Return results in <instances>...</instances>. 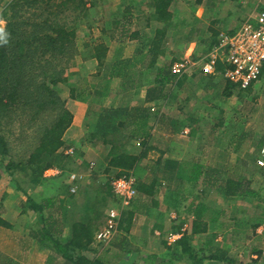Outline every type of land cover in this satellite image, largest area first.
<instances>
[{"label":"trees","instance_id":"obj_1","mask_svg":"<svg viewBox=\"0 0 264 264\" xmlns=\"http://www.w3.org/2000/svg\"><path fill=\"white\" fill-rule=\"evenodd\" d=\"M175 1L149 0L153 12L145 18L148 23L152 20L156 22L155 32L153 35L148 33L142 35L145 37L142 38L144 44L137 50V57L134 59L122 60L116 57L111 62L108 61L109 45L102 40L93 44L91 49H87L85 59H95L98 66L96 83L92 86L94 98L107 95L112 83L118 80L122 90L141 88L148 81L150 86L146 94L147 102H159L160 99L166 98L164 94L177 84L180 77L172 72V65L177 57L174 50H169L172 41L170 39H174L180 33L175 31L173 9ZM87 2V0H6L0 10V18L6 21L5 27H0V167L9 177L10 183L14 182L15 189L27 196L21 209L23 211L32 209L44 216V209L52 200L45 198L38 202L26 191L32 186L49 181L44 174L48 168L58 166L64 172L79 170L74 165L78 155L80 153L83 155L84 152L78 148L74 153L65 152L68 147L65 134L72 125L74 114L60 95L59 84H69L72 72L68 71L74 65L77 55H81L83 51L78 48L76 42L78 28L68 25L60 15L66 10H72L73 23L88 21L90 14L87 11ZM129 7H126L124 16H120L114 22L119 23L124 18L126 19L124 27H127L130 19L127 13ZM105 34L111 38L116 37L114 33ZM126 34L124 29L119 33V38ZM139 35V32H134L131 37L136 38ZM217 43V38H214L209 45V51ZM263 74L264 68L260 78ZM255 83L247 88H241L228 81L224 93L232 95L238 89L239 95L243 96L244 92L252 90ZM70 91L75 98L76 87H71ZM153 112L151 106L143 104L130 108H108L99 115L93 131L88 132V135L92 132L89 141L100 140L105 145H110V164L121 168L115 176L131 172L139 160L149 152L150 147L147 143H144L143 153L140 155L131 153L128 144L137 137L139 127H146V121L154 115ZM16 121L21 122L18 134L14 131L15 127H11ZM28 128L32 130L31 134L27 133ZM5 132L14 135L16 143L24 144L21 153L11 145ZM111 136L113 139H110ZM149 138L150 135L147 134L146 140ZM255 145L258 153L264 146V134ZM256 158L257 155L252 156V160L256 161ZM245 163L243 162L240 169L237 165L235 169H231L229 165L225 168L219 166L221 164L196 162L191 181L193 184L198 183L204 192L213 189L228 197H244L250 201L249 196L260 194L252 186V169L247 168V161ZM86 166L90 172L94 169L87 163ZM67 181L63 179L60 183L64 186L68 184ZM100 187L99 190L103 191L104 187L102 185ZM105 187L106 195L98 196V204L95 201L90 202L91 196H87L89 207L85 210L83 219L75 224L73 235L66 240L55 239L56 250L69 263L115 264L111 259L113 256L103 253L107 249L104 245L109 241L101 242L96 238L109 206L106 196L108 194L116 197L110 180L105 183ZM137 190L145 196L152 194L142 181L138 183ZM135 198L132 202H135ZM145 199L144 196L139 198L140 201ZM114 200L119 202L117 197ZM139 200H136V205L139 204ZM205 211L204 203L200 202L193 210L194 219L188 227L183 228L184 222L181 226L174 227V231L181 236L168 245L171 249L169 258L150 255L144 259L149 264H175L178 259L185 257L191 259L192 264H206L207 261L213 260L224 264L255 262L239 261L230 256L227 249L215 244L213 239H207L198 248L192 244L199 234L208 231V223L202 221ZM220 213L224 214V210L219 209L215 212L214 221L219 219ZM132 214V210L128 211L130 219ZM3 216L0 213V224L9 225ZM123 222L124 219L120 221V225ZM256 225L258 224H254ZM155 228H160V225L155 224ZM89 251L93 253V257L85 254ZM117 257L119 258L115 260L119 259L122 262L132 258L126 255Z\"/></svg>","mask_w":264,"mask_h":264},{"label":"crops","instance_id":"obj_2","mask_svg":"<svg viewBox=\"0 0 264 264\" xmlns=\"http://www.w3.org/2000/svg\"><path fill=\"white\" fill-rule=\"evenodd\" d=\"M101 1L103 0H92L90 4L99 5ZM233 1L235 0H189V7L186 8L191 10L190 22L185 18L180 20L179 13L175 12V31L186 35L185 38L182 37L183 39L180 41L179 39L175 40L174 43L184 51L183 56L190 55L192 51H195L204 43L207 52H209L210 43L214 38L218 40L220 32L234 33L246 18L255 14V9L264 8V5L259 3L252 12L245 14L243 8L246 1L239 2L237 6L232 3ZM127 6H130V10H127L130 19L125 28L126 19L123 18L119 23L114 22V20L124 16ZM180 7L183 11L186 10V8L183 9V6ZM152 12L153 9L150 7L149 0H118L114 5L109 4L106 7L105 15L100 14L99 17L103 23L105 21L109 22L107 23L108 27L101 26V29L98 32L95 31V33H114L116 35L114 38L109 36L112 42L108 44L110 49L108 61L111 62L116 57L122 60L137 57V50L144 44L143 39L145 37H142V35L144 33L153 35L155 32L156 22L152 20L151 23H148L145 18V16L151 15ZM241 16H243V19L239 21L238 19ZM124 29L127 34L120 39L119 33ZM134 32H139L140 35L132 38L131 35ZM90 37L92 38L91 45L101 41L97 40L99 36L96 34L94 37L91 35ZM113 48H115L114 51ZM199 57L197 55L193 59H199ZM182 58H177V60ZM95 77L96 75H93V79ZM88 80L90 81V79ZM118 81L112 83L107 95L99 98L93 97V85L87 83L78 87L81 98L80 105H77V111L72 110L74 119L65 137H68L70 130L80 129L83 132L80 141L86 149L80 159L85 162L88 159L87 164L91 160L89 167L91 163H94L92 172L89 168L87 171L77 170L86 174L82 181L77 182L78 191L73 192L71 190L72 183L69 182L67 173L51 177L45 176L52 181L67 179L68 184L64 186L57 183H55L56 185L47 186L49 181H45L27 189V194L32 195L38 202L45 198H48L49 201L52 200L46 205L44 216L36 210H21L27 197L22 191L14 189L15 193L11 198L14 201L8 202V206L4 204V199H0V213L4 214L12 207H17L18 210L12 219L3 216L9 222V225L0 224V264H72L67 262L56 250L55 239H69L74 233L75 224L83 219L84 212L89 207L87 198L86 202L82 201L80 203L76 195L79 192L86 194L90 192V188H94L89 186L85 190L88 187L84 186L87 179L106 173L115 175L121 169L110 164V145H105L100 140L89 141L92 132L88 135L86 131L91 127H96L99 115L108 108H130L131 106L143 104L151 106L152 111L156 113L153 112L154 115L146 121V127H139L137 137L130 140L131 142L128 144L129 151L136 155L143 153L144 143H147L150 147L147 155L139 160L132 172L135 174L138 183L142 181L152 194L145 196L143 193L137 192L136 200H139L142 196L146 199L139 200L137 205L135 204L136 200L132 202L130 210L133 211V214L131 219L130 216L128 217L127 228L123 229V234L115 240H112L113 238L108 239L111 246L116 247L118 250V252H113L112 255H126L133 258L134 255L142 254L143 259L146 256L155 255H146L143 252L145 246L151 240H157L161 237L164 239V243L168 238L170 241L178 239L177 235L172 237L175 234H180L174 231V227L181 226L183 222V228L184 226L188 227L194 219L193 210L198 207L200 202H203L206 208L202 221L208 224L219 223V221L221 223L225 220L221 217L229 214V210H232L226 202L231 197L213 189L204 192L198 183L193 184L191 181L196 162L212 164L210 161L216 159L218 160L217 165L221 164L219 166L228 168L227 166H230L232 159L229 146L232 143L239 146V143L233 141H229L223 147L214 146L211 141L216 139L219 141V137L225 139L226 133L230 139V133L228 132L230 127L222 118L218 122L201 118V114L203 115L204 111H208V106H211L212 101L209 99L212 93L211 89L218 86L217 83L221 85L228 83L229 80L222 74L212 75L197 68L193 72L179 77L177 84L168 93L164 94L166 98L160 99L159 102L146 101L147 89L150 86L148 81L141 88L132 90H122ZM224 89L222 90L223 93ZM83 93L88 94L82 96ZM93 102L96 103L94 108L92 107ZM75 112H77V115ZM186 127L190 130L189 134L183 135L182 131ZM75 132L74 134H76ZM147 134L150 135V138L146 140ZM212 135L214 137L210 139ZM66 142L68 143V140ZM100 142L102 143V149L99 145ZM255 155L258 158L259 151ZM239 158L237 156L235 161ZM257 158L254 161L256 164ZM96 160L99 162L98 165L95 164ZM245 162L246 160L244 164H246ZM257 166L264 168L258 164ZM93 190L96 191L95 188ZM8 192H11V190H8ZM219 194H221L219 196L221 204H217V209L224 210V214L220 213L219 219L214 221L215 202ZM99 195H101L100 191L99 194L92 197V201H96ZM237 208L239 212L246 211L244 205L238 204ZM208 212H212V214L207 216ZM226 217L229 218L230 215ZM155 224H159L160 228H155ZM141 242L142 244H140ZM106 248L104 254L111 251L110 247ZM88 253L93 255L90 251L85 252L89 256ZM128 261H131V259ZM121 262L120 260L119 263L115 264ZM130 264L135 263L130 262Z\"/></svg>","mask_w":264,"mask_h":264},{"label":"rangeland","instance_id":"obj_3","mask_svg":"<svg viewBox=\"0 0 264 264\" xmlns=\"http://www.w3.org/2000/svg\"><path fill=\"white\" fill-rule=\"evenodd\" d=\"M0 10L4 6L6 0H0ZM87 11L89 12L90 16L88 21H78V23H73L74 19V12L72 10H66L63 12L62 15H60L62 19L66 20L68 25L76 26L78 28V37H77V45L78 48L81 49L83 52L80 53L81 55H77L76 61L74 65H72V68L69 69L68 73L72 74V76L69 79V84H59V92L61 97L66 100L68 108L72 111H77V105H80V94L78 93V87L84 84H95L96 83V77L93 79V75L95 76L98 72V66L97 61L94 59H85V56L88 54L87 49H91V40L92 37L99 36L97 40H102L106 44H109L112 42V40L108 37V34H101L95 33L98 32L101 29V26H107L108 21L102 22L101 18L99 17L100 14L105 15V9L106 7L110 5H114L118 0H103L98 4H90L92 0H87ZM244 0H235L232 3L237 6L239 2L242 3ZM245 7L243 10H245V14H248L254 10V8L259 4L264 5V0H245ZM190 4L189 0H177L175 1V4L173 6L174 12L179 13L180 20L184 19L189 20L190 22V8L188 5ZM180 6H183V9L186 8L185 11L181 9ZM182 10V11H181ZM258 9L254 10V13H257ZM244 14V15H245ZM233 18V17H232ZM243 19V16L239 17V21ZM6 21L4 19L0 18V27H5ZM108 27V26H107ZM106 29L105 27H103ZM225 32V31H224ZM94 33V34H93ZM222 32H220L218 35H220ZM186 35L184 33H179L174 39H170L171 43L169 44V50L175 51V56L177 58H186L194 56H201L207 53V47L204 45H200L195 51H192L190 55L186 54L184 55V51L179 47H177L174 43L179 39L185 38ZM180 37V38H179ZM176 40V41H175ZM115 48H113L114 51ZM73 70V71H70ZM90 79V81L88 80ZM227 83L219 84L217 83L214 89H211L212 93L210 96V101H212L211 106H208V111H204L203 115L201 114V118H205V120H211V122H218L221 118L225 120L228 123V126L230 127V139L228 134L226 133L225 139L223 137H219L215 141H211L214 146H225L229 141H233L234 143H239V146L233 145V143L229 146V153L231 155V169L234 168V165H237L238 168L243 164V162L246 160L247 168L250 167L252 169L251 172V178L253 181L252 186L256 189V191H259V196H249L251 200L244 198V197H231L230 200H226L227 206H230L229 214H226L221 217L225 218L224 221H219V223H211L208 224L209 231L205 233L199 234L194 240L193 245L195 247H199L200 244L205 243L207 239H213L214 243L227 249L229 252V255L232 257H235L239 261H243L246 263L252 264H264V168H260L257 166L256 162L252 160V156H254L257 150L256 145L254 142H258L260 137L264 134V74L263 76L253 85L252 90L248 93H243V96L239 95L238 89L235 91L232 95H227L226 93H223V89L226 86ZM225 85V86H224ZM75 86L77 89L75 98L72 97L70 88ZM221 86V87H220ZM236 89V88H235ZM88 94V93H86ZM85 93L82 94L86 95ZM76 105V106H75ZM96 105L95 102L92 103V107ZM215 105V106H214ZM77 115V112H75ZM21 122H14L11 127H15L14 131L16 134L19 133ZM93 127H91L89 130L87 129V134L90 131H93ZM229 130V129H228ZM74 131H76L74 134ZM67 132V131H66ZM81 134H80V133ZM7 139L10 141L11 145L16 149L18 153H21V147H23V143L19 142L16 143L14 139V135H12L9 132H5ZM28 134L32 133V130L28 128L27 131ZM83 132L80 129L77 130H70L68 137H65L66 140H68L67 148L74 147V149L82 150L85 152V147L81 144V137ZM66 135V134H65ZM214 136H210V139H212ZM240 138V139H239ZM110 139H113L111 137ZM239 139V140H238ZM102 147V143L99 144ZM78 148V149H77ZM237 148V150H236ZM65 150V152H66ZM84 154V153H83ZM78 159L76 161V164L74 167H78L81 171H87L86 162L88 159H86V162L84 160H81V153L78 155ZM240 157L239 160L235 161L236 157ZM259 157V156H258ZM244 161H243V160ZM91 161V160H90ZM89 161V164H90ZM212 164H217L218 160H212L210 161ZM88 164V165H89ZM95 164L98 165L99 162L97 160L95 161ZM96 167V166H95ZM98 167V166H97ZM242 167V166H241ZM111 176H114L113 174H103L101 176L97 175L94 178L87 179L84 183V186H88L85 190L89 188V186H93L96 191H94L92 188L89 189L90 192L86 194H81L80 192L76 195L78 199L80 200V203L86 202L87 196H91L90 202L92 201V197L99 194V191L101 194H105V183L111 179ZM90 178V177H89ZM60 181H63V179L55 181V180H49L47 186L58 185ZM14 182L10 183V179L7 175H5L4 170H2V167H0V199H4L3 202L7 206L8 202L14 201L13 195L15 193L14 189ZM104 187V190H99L101 187ZM137 186H138V180H137ZM29 189V188H28ZM8 190H11V192H8ZM138 192V190H137ZM106 195V194H105ZM116 196V195H115ZM221 194L218 195L217 200L215 202L216 206L214 208V211L216 212L217 204H221L219 202ZM107 200L109 201V206L106 209V214L102 218L104 219L103 225L100 227L103 228V226L106 223V218L108 215V212L111 208H117L120 209V204L116 200H114L116 197L108 196L107 194ZM258 198V201H256ZM88 199V198H87ZM118 199V198H117ZM97 204V199L95 201ZM238 204L244 205L246 211L245 212H239L238 211ZM99 206V205H98ZM131 206L124 209L122 212L121 220L124 219V222L122 225H120L115 232V234L111 237L112 240H115L118 236L123 234L122 230L127 227L128 217L127 212L130 210ZM17 207H12L8 212L4 213L3 215L12 219L15 217ZM212 212H208L207 216H210ZM227 215H230V217H226ZM254 224H258L254 226ZM151 228V226H149ZM184 228H186L184 226ZM99 229V230H100ZM164 239L157 238L150 241L148 245L145 246V249H143L144 253L146 255L149 254H155L159 257H167L169 258L171 249L168 247L169 244H172L174 241H170L168 238L167 241L170 242L166 243L163 242ZM105 242V241H104ZM136 242V239H135ZM106 244V243H105ZM142 244V242L140 243ZM139 244V245H140ZM106 247H110L109 249L111 251L108 252V254L112 255L113 252H118L116 247H112L111 244L108 242V244L104 245ZM113 250V251H112ZM89 256L93 257L90 253H88ZM139 255H134L133 258H131V261L128 262H121L120 264H130V262H133L135 264H149L148 261L144 260L143 257ZM114 263H119V260H115L119 257L112 255ZM150 256V255H149ZM175 264H192L191 259L183 258L178 259ZM206 264H224L223 262H217V261H207Z\"/></svg>","mask_w":264,"mask_h":264},{"label":"built area","instance_id":"obj_4","mask_svg":"<svg viewBox=\"0 0 264 264\" xmlns=\"http://www.w3.org/2000/svg\"><path fill=\"white\" fill-rule=\"evenodd\" d=\"M197 68L212 75L222 74L231 83L241 88H247L257 82L264 68V8L246 18L234 33L222 32L218 37L217 45L199 59L186 57L176 60L172 65V72L181 77ZM189 131L186 127L182 134L187 135ZM74 152V147L66 150V153ZM257 163L264 167V146L259 151ZM93 167L94 163H91L90 168ZM64 173H67V178L72 183L71 190L77 192V182L84 179L85 173L64 172L62 168L53 166L48 168L44 174L51 177ZM110 185L119 199L120 209L111 208L109 210L105 225L96 234L97 240L101 242L110 239L115 234L123 210L131 206L137 195V178L132 171L119 176H111ZM176 235L178 238L181 236L175 234L172 237Z\"/></svg>","mask_w":264,"mask_h":264}]
</instances>
